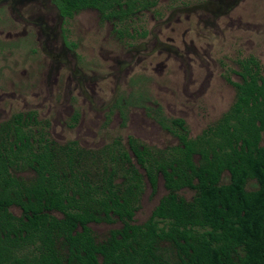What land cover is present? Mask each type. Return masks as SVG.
<instances>
[{
    "label": "trees",
    "instance_id": "trees-1",
    "mask_svg": "<svg viewBox=\"0 0 264 264\" xmlns=\"http://www.w3.org/2000/svg\"><path fill=\"white\" fill-rule=\"evenodd\" d=\"M50 1L64 21L93 10L120 24L157 6V0ZM238 67L233 105L194 140L183 120L167 123L157 112L156 123L179 143L166 154L132 138L128 152L119 141L89 154L76 142L60 147L32 113L0 126V264H264V79L254 57ZM130 155L151 192L159 174L167 192L141 226L133 219L143 177ZM223 172L227 185H220ZM248 181L255 191H246ZM183 190L195 192L192 202L179 197ZM114 221L121 229L96 244L90 225Z\"/></svg>",
    "mask_w": 264,
    "mask_h": 264
},
{
    "label": "rangeland",
    "instance_id": "rangeland-1",
    "mask_svg": "<svg viewBox=\"0 0 264 264\" xmlns=\"http://www.w3.org/2000/svg\"><path fill=\"white\" fill-rule=\"evenodd\" d=\"M249 57L264 79V0H157L154 10L122 24L93 10L64 21L50 0H0V126L32 113L60 147L76 142L89 154L119 141L128 152L132 138L166 154L179 143L156 123L157 112L167 123L183 120L194 140L233 105L231 83L240 84L238 63ZM130 157L143 177L133 219L141 226L167 192L159 174L152 193ZM228 183L223 172L220 185ZM256 189L248 181L246 191ZM178 195L190 203L195 192ZM90 228L101 245L121 224ZM162 246L172 259L171 247Z\"/></svg>",
    "mask_w": 264,
    "mask_h": 264
}]
</instances>
